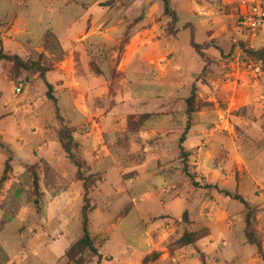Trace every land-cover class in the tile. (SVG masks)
I'll use <instances>...</instances> for the list:
<instances>
[{
  "label": "rangeland",
  "instance_id": "rangeland-1",
  "mask_svg": "<svg viewBox=\"0 0 264 264\" xmlns=\"http://www.w3.org/2000/svg\"><path fill=\"white\" fill-rule=\"evenodd\" d=\"M238 2L171 0L179 20L170 34L161 0H0V49L51 66L45 78L59 100L63 126L101 123L113 110L132 115L130 128L123 117L104 123L108 129L111 122L120 128L117 138L109 130L103 143L119 165L88 167L95 174L86 182L94 207L90 232L99 251L114 256L100 264H138L145 251L134 247L152 237L147 226L159 219L174 228L164 243L176 259L165 264H264L245 237V206L214 189L192 185L193 178L243 196L255 209L264 249V71L240 45L263 49L264 35L253 37L239 24ZM124 32H131L127 42ZM191 32L205 48V60L190 45ZM91 62L102 72L99 79L89 72ZM20 83L23 89L16 93ZM193 85L200 110L189 120L183 113ZM47 91L37 71L0 61V98L10 105L5 123L13 135L25 134L15 122L26 115L23 124L47 130L39 141L47 143L58 170L52 172L43 155L41 164L34 163L42 191L39 208L30 198L32 174L26 165L32 164H25L23 173L17 170L10 187L7 181L0 185V264H98L89 251L81 263L66 255L82 235L84 182L61 147L62 123ZM76 111L89 117L82 122ZM146 113L153 114V122L143 120ZM187 126L191 129L183 145L189 150L182 154L179 138ZM126 128L134 134L135 148L127 141ZM18 157L35 160L31 152ZM205 159L212 171L198 168ZM80 172L90 177L82 168ZM162 188L181 196L180 204L171 203L168 195L155 204L144 198L148 189ZM140 199L143 220L133 209ZM103 203L109 210L94 214ZM164 212L170 213L159 216ZM187 228L208 229L209 236L199 242L204 260L187 247L173 246ZM127 246L129 253L123 254Z\"/></svg>",
  "mask_w": 264,
  "mask_h": 264
},
{
  "label": "trees",
  "instance_id": "trees-1",
  "mask_svg": "<svg viewBox=\"0 0 264 264\" xmlns=\"http://www.w3.org/2000/svg\"><path fill=\"white\" fill-rule=\"evenodd\" d=\"M162 1V10L163 14L167 16L170 20L168 22L167 31L170 34L175 33V25L179 20L177 12L172 8L171 0H161ZM143 19V16L138 17L133 21V23H137ZM125 42H127L128 37L131 35V32L126 33ZM190 45L193 47L195 52L205 60L204 57V47H202L200 44L196 43L194 39V34L190 33ZM240 45L244 49V52L248 53L251 57L255 58L256 60H259L261 62L262 69L264 71V48L263 49H251L247 48L244 43L240 42ZM46 59L44 55H40V58ZM10 60L15 62L22 70L24 71H30L35 70L39 73V75L43 78L44 82L47 85L48 91L46 93V96L48 99L53 101L56 116L58 120H60L61 128L59 130V140L62 149L66 153L67 158L77 167L78 169V178L79 180H82L84 182V190H83V204L81 208V228H82V235L81 237L74 243V245L68 250L66 253L69 260H77V262L81 263L83 261V254L86 251H89L92 255L97 257V263L100 264L101 261L104 259V255L99 251V248L95 245V238L92 236L90 232V214L94 210V207L92 205V199H91V188L86 183L87 181L91 180L93 178L92 176L85 178L83 174L80 172L83 165L78 161L76 157V148L78 146L77 141L75 140L73 136V126L70 128L67 126H63V120L64 118L61 115V108L59 105L58 98L53 94V85L47 81L45 78L46 73L51 71V66L45 65L40 60L37 61H28L23 59L22 57L18 55H8L5 54L2 49H0V61L1 60ZM97 63L91 62L89 64V72L92 75V78L99 79L102 76V72L100 69L96 66ZM200 109L197 106V99H196V88L195 85L191 88V93L186 99V109H184V113L187 118L190 120L192 118V115L196 112H198ZM151 113L143 114L142 118L145 122H153ZM173 117V115H170ZM132 115H128V127L130 128ZM141 122V121H140ZM144 123V122H143ZM142 123V124H143ZM141 124V123H140ZM147 124V123H146ZM137 127H140L138 124ZM155 127V126H154ZM191 128L186 127L185 131L182 133V135L179 138V148L182 154H187L186 150L184 148V142L186 141V136ZM11 161L12 157L9 156L5 162L3 173L0 176V185L6 182L9 179V173L12 170L11 167ZM27 169L29 168L32 174V186L33 190L32 193H30V198L33 204L39 208L40 200H41V185H40V178L39 174L36 172V164L32 165H26ZM190 176V175H189ZM94 179V178H93ZM95 181V180H93ZM192 185L195 188H199L202 190H216L220 193H223L226 198L234 199L236 201L241 202L245 208L247 209L246 217H245V237L247 239V243L250 245H254L256 247L257 253L260 255L262 261L264 262V249H263V235L259 231L257 227L256 222V214L255 209L251 208L249 203L246 201V199L241 196L239 193L232 194L231 192L221 189L218 185H212L209 183H201L199 181H196L192 178ZM186 215H188L187 212ZM183 213V218H184ZM166 215L165 213H161L159 216ZM167 216V215H166ZM164 217V216H163ZM209 236L208 229H202V231H194L193 229L190 230L187 228L183 231L182 235L179 237L177 241L173 243V246L176 248H184L187 247L197 253L200 254V257L202 260H204L205 254L203 251H201L199 242L203 238H206ZM176 248H171V251H174ZM158 255L157 252L152 253L151 255H148L145 257V261H149L151 259H154ZM79 257V259H76Z\"/></svg>",
  "mask_w": 264,
  "mask_h": 264
},
{
  "label": "crops",
  "instance_id": "crops-1",
  "mask_svg": "<svg viewBox=\"0 0 264 264\" xmlns=\"http://www.w3.org/2000/svg\"><path fill=\"white\" fill-rule=\"evenodd\" d=\"M47 11L49 12V10ZM3 75L5 74L3 73ZM9 107L10 105H7V101L5 100L4 96L2 99L0 98V175L3 173L7 158L9 156L12 157V161H11L12 172L10 171L9 173V179L6 182V185L10 187L12 184H14V182H16L17 176H14V174L17 173V170L19 173H23L25 171V164H34V163H38V165L41 164L42 155H43L42 158L46 159V162L48 163L47 165L50 167L52 172L54 173L56 172L57 174L58 170L55 167V164L57 162L51 156L52 153L51 151H49V147H47V143L42 141L43 142L42 143L43 145H42L40 143L41 141H39L40 139H43L49 134L48 131L43 128L39 130L35 129L36 126H31L29 128L26 125V123L23 124L26 120L25 118L26 115H25L22 117L23 121L22 120L20 121L18 119L16 120V122L13 121L15 122L16 126H19V125L24 126L25 134L23 132L15 131L17 134L13 135L10 131V128L5 123V121L7 120L6 118L8 117L5 112H7L8 110L7 108ZM76 112H77L76 116L79 117L82 120V122H85L86 118L89 117L87 114H85L82 111H76ZM74 115H75V112H74ZM114 116H117L118 118L123 117L124 120H126V124L128 125L127 113L125 115L124 112L120 113L115 110L105 113V115L102 117L103 120L101 121V123H97L93 121L90 126L82 125V128L84 127L83 128L84 130L81 127H77L76 125H73V136L78 143V146L75 152L80 157L81 162L83 164L82 170L86 171L87 176H92L93 178L95 177V174L92 173V171H90V169L88 168L91 165L96 166V168H98V166L103 165L104 162H108L109 165H113V166L119 165V163H117V156L115 154L110 153V151L107 149V145L103 144L105 143L104 135L107 134L109 130L111 131L110 134L112 138H117V136L119 135V132L121 133L120 128L116 126L118 124L115 123L114 125H112V123L114 122H111V123L110 121L108 122L112 126L109 129L106 128V126H104V123L107 122V118H111ZM153 131L156 132L157 129L156 131L155 130ZM124 132L129 133L127 141L130 144L131 148H133L134 147V137L132 135L134 134L131 135L132 132H129L127 128L124 129ZM37 138L39 139L37 140ZM37 147L39 151H37L36 149ZM185 149L189 150L186 147ZM22 152L33 153V155L35 156L34 157L35 160L32 161L31 159H27V160L20 159L18 156ZM37 155H40V157L36 159ZM164 159L166 160V162H169V160L166 157ZM198 168H200L201 170L204 168L205 169L209 168L210 171H212L213 169L212 163H208L206 159L203 160V162L199 161ZM96 170L99 171L98 169ZM214 173L217 174V171ZM137 177H138L137 180L140 181L141 180L139 179L140 176H137ZM138 194H139L138 191H136V194H134L135 199H138L137 198L139 197ZM164 195H168L171 198L173 197L172 199L170 198L171 203L180 204L179 200H181V196L175 195V194L171 195V192H169L167 189H164V188L160 189L159 191L148 189L145 192L144 198L146 199L148 198L147 201L151 202L152 204H155L158 198L161 196L164 197ZM142 202L143 200L141 199L136 200V201L134 200V205H133L134 207L133 209H135L137 213L139 214L138 216L140 220H143V217H144L143 214H141V209H140V205ZM206 204L208 203L204 202V206ZM162 205L166 207L167 204L163 203ZM101 207L102 209L96 208V210L94 211V214L96 213L97 215H100L101 214L100 210L105 211V212L109 210L108 205H106L105 203H103ZM164 213L167 215L170 212H164ZM151 214H153V212L148 213V215H151ZM104 229L109 230L111 229V227L106 226ZM173 232H174V228L171 225H168L166 222H163L161 219L155 220L152 223V227L147 226V234L150 236V233H151L152 237L150 236L149 238H147V241L144 244L140 242L138 243L137 241L136 246L134 247L133 251H137L138 246L140 247V245L141 247L144 248V251H145V253L142 255L141 260H138L137 263L138 264H165V263L171 262V259L175 260L176 259L175 257H171L170 254L166 252V247L164 243V241H167L172 236ZM154 252L158 253V255L154 259H151L147 262L142 261L144 260L146 256ZM101 253L104 255V259L102 261H111L114 259V256L110 252L106 253L102 251ZM122 253L123 254L129 253L128 246L124 248ZM132 264H135L134 261H132Z\"/></svg>",
  "mask_w": 264,
  "mask_h": 264
},
{
  "label": "built area",
  "instance_id": "built-area-1",
  "mask_svg": "<svg viewBox=\"0 0 264 264\" xmlns=\"http://www.w3.org/2000/svg\"><path fill=\"white\" fill-rule=\"evenodd\" d=\"M239 24L246 28L253 37L264 35V2L263 0H239L237 7ZM23 84L14 87L16 93H20Z\"/></svg>",
  "mask_w": 264,
  "mask_h": 264
}]
</instances>
